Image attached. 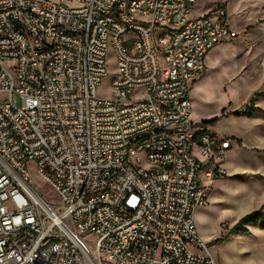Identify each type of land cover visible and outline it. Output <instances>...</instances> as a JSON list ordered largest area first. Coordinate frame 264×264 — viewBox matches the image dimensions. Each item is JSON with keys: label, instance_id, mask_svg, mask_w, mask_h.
Here are the masks:
<instances>
[{"label": "built area", "instance_id": "2783aa9c", "mask_svg": "<svg viewBox=\"0 0 264 264\" xmlns=\"http://www.w3.org/2000/svg\"><path fill=\"white\" fill-rule=\"evenodd\" d=\"M197 2L0 0V264H217L195 212L231 142L190 89L237 34Z\"/></svg>", "mask_w": 264, "mask_h": 264}, {"label": "rangeland", "instance_id": "374dc122", "mask_svg": "<svg viewBox=\"0 0 264 264\" xmlns=\"http://www.w3.org/2000/svg\"><path fill=\"white\" fill-rule=\"evenodd\" d=\"M218 5H224L227 8L228 22L237 36L220 43V47L212 52L211 62L208 59L205 60L206 76L204 73L199 78H202L199 89L194 91L190 89L191 119L193 122H198L203 116L216 115L214 117H218L222 109L227 106L235 109L224 115L221 114L215 124H210L212 131L221 137H228L230 142H233L232 136H227L223 132L236 128V122L225 119L230 116L251 117V115L244 114L235 115L234 112L244 109L257 92L264 91V0H198L193 16H199L204 10L215 8ZM134 42L135 39L129 40L126 45L131 47ZM106 71L107 75L102 78L97 94L110 97L113 94L112 81L117 73V55L113 46H110L107 51ZM196 81L192 83V86ZM15 100L18 105H21L18 96ZM257 102L264 107V97L256 100V109L253 114L261 111L257 108ZM221 119L224 120L219 122ZM217 123L218 126H216ZM231 149L232 146L226 151V157ZM236 156L241 168H251L250 166L264 168V152L252 151L244 145L236 151ZM31 173V183L42 192H47L48 186L36 176L32 166ZM237 182V184L234 183L236 184L233 187L234 190H229L231 185H228V181L216 182L214 186V189L225 193L222 195V200L228 205V210L223 215L224 218L218 224V229L224 230L226 236L235 224L234 218L239 216L243 210L249 209L246 214L258 209L264 210V174L249 170L248 174L241 176ZM248 229L247 233H240L234 237L230 235L225 241L220 242V244L226 243L231 238L227 244L228 247L222 248L223 250L214 249L213 245H209L217 264H221L220 259H223L221 256L219 258L217 253L222 252L230 257L233 264H260L264 261V230L252 225ZM210 232H212V227ZM85 239L89 241L91 247H94L95 237L93 235L85 234ZM193 250L200 252L196 248ZM106 264L110 262L107 261Z\"/></svg>", "mask_w": 264, "mask_h": 264}, {"label": "crops", "instance_id": "0c3cea01", "mask_svg": "<svg viewBox=\"0 0 264 264\" xmlns=\"http://www.w3.org/2000/svg\"><path fill=\"white\" fill-rule=\"evenodd\" d=\"M210 9V8H208ZM208 9L204 10L203 13H205ZM228 11V10H227ZM227 45V44H224ZM220 47V45H216L208 54L206 59H208L210 62L212 61V52ZM207 72L204 74L206 76ZM204 78V76H203ZM202 80L199 79L197 80L193 86L191 87L193 91L195 89H199L200 87V81ZM258 103V102H257ZM257 108L261 109V111H257L256 113L252 114L251 117L247 116H242V117H234L230 116L229 118L225 120H232L236 122V128H232L229 132H223L225 135H231L233 138V142L231 141V146L232 149L229 150L227 153V157L225 159V167L227 170V177L225 179L221 180H213V181H205V183H208L211 186L210 194L208 197V201L205 205L199 207L196 212H195V220H196V225H197V230L199 233V236L209 244L212 243V241L226 236V233L224 230H219L218 229V224L219 222L224 218L223 215L224 213L227 212L228 210V205L224 203L222 200V195L225 194L224 192L219 191L218 189H214V186L216 182H221V181H228V185L231 187L229 190H234V186L238 183L237 181L240 179L241 176L248 174V171L251 170L252 172H261L264 174V168L260 167H254L250 166L251 168H241L238 161L236 160V151L239 149V147L247 145V147L250 148L252 151H261L264 152V107L258 103ZM224 114L234 111L235 109H230V107H224L223 108ZM223 109L221 114H223ZM239 109L238 111H240ZM221 114L219 116H221ZM216 115H207L200 117L201 121H212L215 118ZM250 118V120H247ZM224 119H221L219 122H222ZM218 122V123H219ZM218 123L216 126H218ZM246 134H250L251 136H247ZM237 182V183H236ZM236 183V184H234ZM228 189V188H225ZM221 194V196H219ZM248 210H243L241 214L237 217H235V224L238 222V220L241 219V217L246 214ZM209 217V218H208ZM234 224V225H235ZM251 226V225H250ZM254 226V225H252ZM212 227V232H210V228ZM255 227V226H254ZM262 230V229H261ZM229 232V231H228ZM243 234V233H242ZM240 233L232 234V237L238 236ZM231 238L226 242V243H216L213 244L214 249H221L226 248L228 242H230ZM228 247V246H227ZM240 251V250H239ZM245 251V250H243ZM240 253V252H239ZM220 253H217L219 258H221V264H233L231 263L230 257L223 252L219 255ZM221 256V257H220ZM260 264H264V261H262Z\"/></svg>", "mask_w": 264, "mask_h": 264}, {"label": "trees", "instance_id": "16d2710c", "mask_svg": "<svg viewBox=\"0 0 264 264\" xmlns=\"http://www.w3.org/2000/svg\"><path fill=\"white\" fill-rule=\"evenodd\" d=\"M259 97H264V91L257 92L250 100L249 104L246 105V107L240 111L234 112L235 115H252L253 112L256 109L255 102ZM224 109H223V115H224ZM218 118L213 119L212 121H208L210 124H215L216 120ZM254 225L255 227H258L262 230H264V210L258 209L254 210L249 214H246L244 217H242L228 232L227 236L218 238L214 241H212L211 244L213 245L216 243H220L225 241L230 235L236 234V233H247L249 231V226Z\"/></svg>", "mask_w": 264, "mask_h": 264}, {"label": "bare ground", "instance_id": "6f19581e", "mask_svg": "<svg viewBox=\"0 0 264 264\" xmlns=\"http://www.w3.org/2000/svg\"><path fill=\"white\" fill-rule=\"evenodd\" d=\"M239 91V90H238ZM237 96V95H236ZM241 96H242V94H241ZM241 96H239V97H241Z\"/></svg>", "mask_w": 264, "mask_h": 264}]
</instances>
